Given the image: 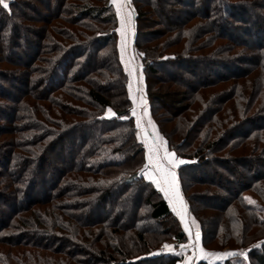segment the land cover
<instances>
[{
    "label": "trees",
    "instance_id": "obj_1",
    "mask_svg": "<svg viewBox=\"0 0 264 264\" xmlns=\"http://www.w3.org/2000/svg\"><path fill=\"white\" fill-rule=\"evenodd\" d=\"M6 2L0 264H178L183 254L162 246L186 236L141 175L116 9L110 0ZM128 6L149 117L185 161L175 174L201 247L236 253L212 264H264V0ZM161 85L181 90L179 106L161 101ZM204 198L218 206L197 204Z\"/></svg>",
    "mask_w": 264,
    "mask_h": 264
},
{
    "label": "snow or ice",
    "instance_id": "obj_2",
    "mask_svg": "<svg viewBox=\"0 0 264 264\" xmlns=\"http://www.w3.org/2000/svg\"><path fill=\"white\" fill-rule=\"evenodd\" d=\"M112 3L114 5H117V15L120 18L121 23V29L120 34L122 37L121 40V54L123 58V54L126 49V34L128 28L131 26L132 23V17L131 13L124 12V8L126 7V3H120L119 0H112ZM0 6L7 9L8 3L6 0H0ZM129 75H133V72L130 71ZM143 77L142 74L139 78V83L142 85ZM129 91L130 94L132 92V84H129ZM138 91L142 92V88H139ZM134 102H135V98ZM140 103L143 105H146V100L141 96ZM111 112V110H109ZM136 110L133 109V114L135 115ZM147 115V112L144 113ZM112 115H115V113H112ZM149 124H151V121H149ZM137 128H141V119L140 117L137 118ZM142 132L145 133V139L144 143L145 146L148 148V165L145 167H151L152 173L146 174L148 175V179L152 181L156 185V187L165 195V198L169 200V203L172 205L173 212L176 213L178 217H180L181 221H185L186 215H187V205L183 200L182 195L180 194L179 190V184L176 180V174L174 169L178 166V164L185 163V161L177 160L175 153L169 152L166 147V142L163 140L162 137H159L158 133H154L151 138V143H148L147 138V132L146 129H141ZM248 199V198H246ZM249 203H253L250 199L248 200ZM193 224H195V221H192ZM185 230L188 231V225L185 223ZM189 239L192 240L193 236L192 233L189 231ZM194 245L193 247H198L199 241H200V234L199 231L196 232L194 237ZM181 247H187V245H183ZM165 248L169 251H173L172 246L165 245ZM199 256L203 258L208 257H217L219 259H223L227 256H233L236 255V253H211L206 252L203 248H199ZM176 255H182L181 252H176ZM241 255H243L241 253ZM185 264H190V261H185Z\"/></svg>",
    "mask_w": 264,
    "mask_h": 264
},
{
    "label": "rangeland",
    "instance_id": "obj_3",
    "mask_svg": "<svg viewBox=\"0 0 264 264\" xmlns=\"http://www.w3.org/2000/svg\"><path fill=\"white\" fill-rule=\"evenodd\" d=\"M57 0H53V2H56ZM55 4V3H54ZM54 9H51V12H53ZM128 13L132 14V10L131 8H128ZM120 29L121 27L118 26L117 27V36H118V51H119V56H120V60H121V64L124 67L125 73L127 75V79H128V83H127V93L129 94V98L131 100V114L133 117V120L135 121V125H136V130H137V135H139L140 138V142L142 145V148L144 150V164L145 166L148 165V159H147V155H148V148L145 146V143L143 142L145 139V133L141 131V129H146L147 132V138H148V143H151V137L149 134L150 131H152V133L154 134V124H149L150 117H149V110L147 107V101H146V105H143L140 103V98L141 96H143V98L146 100L145 97V93H144V82H142V85L139 83V78L141 75V66L139 64V60L136 56L135 50H133L132 47V40H133V22L131 23V26L128 28L127 30V34L125 37L126 40V49L125 52L123 54V58H122V54H121V34H120ZM132 71L133 75H129V72ZM132 84V92L130 94L129 91V84ZM139 88H142V92L138 91ZM161 101L166 105V106H170L171 108H173V106H179L181 104V102L179 101L180 99V93L181 90L178 88H173L170 89L168 88V86L166 85H161L160 90L158 91ZM135 98V102L134 99ZM133 109L136 110L135 115L133 114ZM145 111L147 112V115H145ZM140 117L141 119V128H137V118ZM152 122V121H151ZM156 130V129H155ZM157 133V132H156ZM160 136V135H159ZM161 137V136H160ZM164 140V139H163ZM167 147V146H166ZM177 158V157H176ZM177 160L179 161L180 159L177 158ZM49 162H53L54 158L51 156L48 159ZM180 165V164H178ZM178 167V166H177ZM176 167V168H177ZM210 166L207 168V171H209ZM148 169H151V167L145 168L142 170V172L144 173L145 171L148 172ZM141 175L142 177L144 176V174ZM176 172V170H175ZM235 185V184H234ZM138 193L135 192L132 195V198L130 199L129 204H127L125 207V211L129 212L131 209V206L133 204V202L135 201L136 197H137ZM197 204H203L204 203H208V204H215L218 206L217 203H212V200H210L209 198H204V199H199L196 201ZM210 220L208 221V228L211 227V225L214 222V219L210 216L209 218ZM153 227L155 228V226L153 225ZM171 244V243H170ZM168 244V245H170ZM166 244H164L162 247H164Z\"/></svg>",
    "mask_w": 264,
    "mask_h": 264
},
{
    "label": "crops",
    "instance_id": "obj_4",
    "mask_svg": "<svg viewBox=\"0 0 264 264\" xmlns=\"http://www.w3.org/2000/svg\"><path fill=\"white\" fill-rule=\"evenodd\" d=\"M110 2H111V4H112V6L116 9V13H117V5H114L113 3H112V0H110ZM119 2L120 3H126V7L124 8V12H126V13H128V8H129V6H128V0H119ZM130 9V8H129ZM131 17H132V14H131ZM117 22H118V26H120L121 27V23H120V18H119V16L117 15ZM152 124H153V122H151ZM154 132L156 133V130H155V128H154ZM148 135H150V137L152 138V136H153V133H152V131H150L149 132V134ZM160 137V136H159ZM169 152H171L169 149H167ZM173 153V152H172ZM146 168V167H145ZM176 170V168L174 169V171ZM144 173H147V174H151L152 173V169H148V172H144ZM143 178H145V179H148V175H146V174H144V176H143ZM149 180V179H148ZM176 180H177V177H176ZM151 181V180H150ZM152 182V181H151ZM154 184V183H153ZM154 186L156 187V185L154 184ZM157 188V187H156ZM158 189V188H157ZM159 190V189H158ZM160 191V190H159ZM161 192V191H160ZM180 194H181V192H180ZM163 196H164V198H165V195H164V193H163ZM165 200H166V202H167V204H168V206L170 207V209H171V211L173 212V210H172V205L169 203V200L168 199H166L165 198ZM173 214L175 215V218H177V220L179 221V223H180V225H181V227H182V230H183V233L185 234V236H186V239H185V241L183 242V243H180L178 246H177V249H173V251H170L171 253H176V252H181V253H183V257H182V259L179 261V262H177L178 264H185V261H190V264H194L196 261H198V260H203V261H207V262H209V263H215V262H220V261H222V260H224L225 258H227V257H225V258H223V259H219V258H217V257H208V258H203V257H200L199 256V251H198V249L199 248H202L201 247V245H200V241H199V245H198V247H193V245H194V243H195V241H194V237H195V234H196V232H197V226H196V223L195 224H193L192 223V221H193V219H191L190 218V216L188 215V211H187V215H186V218H185V221H181V219H180V217H178L177 215H176V213L175 212H173ZM185 223H187V225H188V231H186L185 230ZM189 231L192 233V236H193V239L192 240H190L189 239ZM171 243V242H170ZM170 243H167L166 245H168V244H170ZM183 245H187V247H181V246H183ZM165 247V246H164ZM204 249V248H203ZM206 252H209V251H207L206 249H204ZM212 253V252H211ZM217 253H230V252H227V251H219V252H217Z\"/></svg>",
    "mask_w": 264,
    "mask_h": 264
},
{
    "label": "water",
    "instance_id": "obj_5",
    "mask_svg": "<svg viewBox=\"0 0 264 264\" xmlns=\"http://www.w3.org/2000/svg\"><path fill=\"white\" fill-rule=\"evenodd\" d=\"M154 253L157 254V251H155Z\"/></svg>",
    "mask_w": 264,
    "mask_h": 264
}]
</instances>
